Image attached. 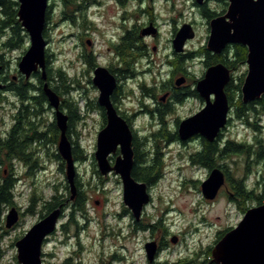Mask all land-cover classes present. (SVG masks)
<instances>
[{
  "label": "rangeland",
  "instance_id": "obj_1",
  "mask_svg": "<svg viewBox=\"0 0 264 264\" xmlns=\"http://www.w3.org/2000/svg\"><path fill=\"white\" fill-rule=\"evenodd\" d=\"M192 2L193 0L147 1L143 9H149L159 25L156 39H147V43L156 47L155 51L149 50V58L154 62H151V67L147 66L146 60L144 67H132L135 80L130 83L134 86L136 95L135 97L133 95L134 100L131 99V103L124 104V110L133 113L140 108L141 105H136L137 96H145L146 91L140 90L139 84L145 82L150 88L155 86V92L160 100L165 97L171 81L176 85L177 79L184 78L180 86L192 91L197 81L203 77L207 69L206 64L201 61L205 60L203 54L185 60L182 64L176 62L177 67L170 64L177 61L174 59L172 40L184 22H193L196 31L195 37L186 42L187 49L198 52L203 46L206 47L211 19L201 15ZM50 3L52 8L45 29V38L48 40L46 53L54 69L61 67L67 77L68 92L59 95L60 99L74 97L77 101V113L81 120L75 122L72 127L71 140L78 142L87 153L88 159L77 162L76 169L90 199L84 216L75 214L77 225L70 223V211L65 210L68 214V219L66 215L62 220L65 226H59L53 239L43 245V264H59L68 256L80 264H100L102 259L111 260L114 254L120 258L119 264H148L144 245L146 241L160 237L167 239L168 242L167 248L160 253L162 261L213 264L212 250L219 239V234L237 226L247 209L257 205V201L234 197L227 182L214 199L205 198L201 184L209 176L210 170L195 162L192 163L189 158L190 154H194L202 146L201 137L184 143L171 136V140L168 141L170 137L168 132L175 134L180 121L198 112L205 105L204 100L189 94L179 103H168L167 99L160 100L164 102L161 105V112L154 116L140 113L131 121L142 149L147 152L159 148V152L162 153L160 158H163L165 164L161 171L163 177L150 187L151 201L145 205L142 218L138 221L142 227L132 230L130 224L135 222V219L125 211L123 185L119 176L114 173L102 176L95 172L96 167L92 164L98 133L106 122L92 105V101H96L99 95L89 82L92 71L84 58L78 56L75 35L78 28L73 16L75 6L66 8L60 0H52ZM208 8L217 13H224L228 6L222 1L212 0ZM146 15L147 13L141 16L139 22L145 21ZM130 19L131 23H134L132 20L134 18ZM111 21L113 19H109L108 22L100 21L101 24H98L100 27L96 28L100 33L86 37L84 35L85 39H96L100 42L102 31L105 30V35L109 34L108 29L112 28ZM2 39L1 36L0 54H3L7 61L3 75L7 78L18 76V63L29 48L30 39L28 37L26 44L15 50H3ZM180 67L188 73L186 74ZM246 74L247 65L238 67L233 71L234 82L237 83L240 76L244 75L245 78ZM49 82L50 86L61 83L56 78ZM144 99L148 104L149 101ZM17 103L18 99L12 94L0 96V135L5 134L12 126L14 104ZM44 107L43 119L49 124L54 121L53 110L48 104ZM248 122L234 115L231 110L220 141L235 139L249 147L237 152L229 150L223 153V159L219 160V164L232 176L244 178L250 189H258L257 182L264 175V116L257 121L252 115ZM50 137L48 135V138ZM52 144L54 145L50 149L49 157L46 150H41L40 154L34 156L35 163L13 162V175L17 179L16 182L20 183L16 185L15 205L21 206L25 214L22 215L21 224H18V220L13 227L8 228L6 217L15 205L6 208L4 228L0 230V264H20L17 260L16 242L40 220L47 200L56 194H64V199L70 200V189H66L68 183L65 166L62 165V160L53 154L58 153V144ZM47 145L45 142L42 147ZM224 146L222 145V148ZM1 169L5 170V174L11 171L8 163L2 165L1 162L0 173ZM33 193L35 198L32 202ZM67 233L70 239L64 242ZM174 236L178 238L176 243L172 241Z\"/></svg>",
  "mask_w": 264,
  "mask_h": 264
},
{
  "label": "water",
  "instance_id": "obj_2",
  "mask_svg": "<svg viewBox=\"0 0 264 264\" xmlns=\"http://www.w3.org/2000/svg\"><path fill=\"white\" fill-rule=\"evenodd\" d=\"M205 0H196L202 5ZM224 14L215 16L209 22L210 34L206 48L216 54L234 44L247 46V74L242 84V99L245 103L256 101L264 95V0H228ZM18 18L30 39V46L18 63V71L26 79L36 72L44 81L43 89L49 105L55 111V121L60 130L58 151L65 162L66 181L71 196L77 193V166L72 153V143L68 138V115L61 109V99L50 86L47 77V46L44 31L47 23L49 0H18ZM156 33L148 27L143 34ZM196 31L191 23H184L173 39L175 53H182L185 44L193 39ZM4 66L0 62V90L5 87L1 81ZM233 78L232 70L220 62L208 67L196 83V90L205 105L195 114L182 119L177 126L178 137L186 142L194 137L215 141L227 126L231 105L226 91ZM184 78L177 79L181 85ZM93 83L99 89L98 102L106 108L107 121L97 137L95 159L101 175L115 172L121 177L123 201L139 219L151 195L148 185L132 175L134 166L133 131L128 122L121 117L111 102V94L117 86L115 76L108 68L99 66L94 71ZM165 97H163L164 99ZM120 147L121 155L114 165L108 156ZM226 182L225 172L213 168L201 184L202 193L207 199H214ZM99 203V202H97ZM62 209H54L38 220L25 235L17 240V260L20 264H43V245L45 239L57 229ZM19 220V212L14 206L6 217V227H13ZM176 243L178 238L174 236ZM149 264L155 262L158 252L156 241L145 244ZM212 261L216 264H264V203L250 207L237 226L228 230L215 244Z\"/></svg>",
  "mask_w": 264,
  "mask_h": 264
},
{
  "label": "trees",
  "instance_id": "obj_3",
  "mask_svg": "<svg viewBox=\"0 0 264 264\" xmlns=\"http://www.w3.org/2000/svg\"><path fill=\"white\" fill-rule=\"evenodd\" d=\"M19 5L20 4L18 0H0V37H3L1 41L3 50L18 49L24 46L28 41V33L18 18ZM71 5L72 3L69 0H66L64 3L66 8ZM202 14L206 18L212 19L217 16L218 13L210 10L207 6H204L202 9ZM201 54H203V57L205 58L204 62L206 66H211L222 62L233 72L238 69V67L246 64L248 48L242 44H234L232 46H227L222 53L216 54L210 52L205 46H203L198 52L191 51L188 57L193 58L194 56L197 57ZM0 62L4 66L5 72L7 61L5 60L3 54H0ZM50 62L51 60L47 55L46 71L48 81H52L55 78L60 80V84L51 85L53 90H55L58 95L67 93L68 85L66 84L67 77L65 73L61 67L54 69ZM244 75L239 77L237 83L234 82V78H232L226 87L231 109L234 115L244 118L247 122L249 117L252 115H254L258 121L264 116V95L256 101L245 103L242 99L241 91ZM1 79L4 83L11 81L7 84L6 90H11L15 93L18 103L14 104L15 113L13 114L14 121L12 126L5 134H1L0 136V159L2 165L8 163L11 169L9 174H5L4 169H1L0 173V230L4 228L3 225L6 208L15 205L14 199L15 190L17 188V179L13 175V162H16L17 160H23L26 162L35 163L33 159L35 154H38L36 144L40 143L44 145L45 142L48 144H58L60 139V130L56 124V121L54 120L51 123L46 124V121L43 119L44 106L48 104V98L44 92V89L42 88L44 81L40 75V72L34 73L30 80L26 79L20 73L17 76V80H15L14 77L7 78L5 75H3ZM38 85H40V87H37ZM189 96L199 97V94L196 89H194L189 93ZM63 106L66 107V112L69 117L67 135L73 146V157L76 162L84 161L87 159V153H85L84 149L80 147L78 142H73L71 140V129L75 122L81 120V117L77 113V101L74 97H68L67 99H64ZM168 133L170 135L168 141L171 140V136L179 139L177 132L175 134H172L171 132ZM222 134L223 133L221 132L219 137L212 142L205 138H200L203 148L201 151L194 152L193 161L200 166L207 167L209 170H212L215 167L221 168L226 174V182L228 183L230 190L233 192L232 194H234V197H241L243 200L245 198L255 200L257 201V205L264 203V175L262 179L257 182L258 189H250L249 186L246 185L244 178H236L232 176L224 166L219 164V153L223 151V153H225L229 150L230 152H237L240 151V149L249 147V145L246 143L239 142L235 139H228L224 142H221L220 139ZM48 135L51 137L48 138ZM145 142L147 143L146 138ZM140 145L141 143L137 140V138H135L134 146L138 154V161L132 170V174L137 180L145 181L151 184L157 183L163 177L161 171L165 165L163 158H160L161 152H159V148H153V150L156 152L153 154L154 157L151 158V161H148L147 156L151 150L145 152ZM222 145H225L224 148H222ZM57 156L62 160L63 166H65V162L60 156L59 152L57 153ZM76 185L77 193L74 204L71 207L68 205H63V210L70 211L69 221L73 225H77V221L74 218L75 214L83 216L85 213V198L88 196V192L86 190L81 191L78 188L77 180ZM66 189H69L68 185H66ZM33 195L31 197L32 202L34 201L35 193H33ZM64 197V194L53 195L50 200H47L45 206L46 209L49 211L56 209L60 206L63 201L61 199ZM62 226L63 225H61V227ZM225 233L226 232H221L218 238L220 239ZM108 261L112 262L113 260L111 258V260L109 259ZM73 262V257L67 259V263L70 264ZM187 263L188 261L183 262V264ZM211 263L216 264L212 260Z\"/></svg>",
  "mask_w": 264,
  "mask_h": 264
},
{
  "label": "flooded vegetation",
  "instance_id": "obj_4",
  "mask_svg": "<svg viewBox=\"0 0 264 264\" xmlns=\"http://www.w3.org/2000/svg\"><path fill=\"white\" fill-rule=\"evenodd\" d=\"M60 1L64 5L66 0H60ZM69 1L72 3V5L75 6L73 16L75 17V23H76L77 28H78V32L75 34L77 36V47L79 49L78 56H79V58H84V61L86 62L87 66H89L88 68H90V70L92 71V74H90L91 78L89 80V82L92 84V87L96 90V92H98V94H100L99 89L93 83L94 71L99 66H103V67L108 68V70L116 78L117 86L114 89L113 93L111 94V102H112L113 106L115 107L117 113L128 122L129 126L131 127V129L133 131V135H134V138H133V151H134L133 169H134L135 164L138 161V154H137L135 146H134V140H135V138H137V135L134 131V128L132 127L131 121L140 113H145V114H149L151 116H154L156 113L161 112V105H163V103H164V102L162 103L161 101H165L167 99L168 103H170V102L179 103V102L183 101L184 96L188 95L191 92V90L188 91L187 90L188 88L178 86L177 84L175 85L174 82L171 81L170 85L168 87V90L165 92V94H166L165 98L163 99V97H162L160 99L161 100L160 101L156 92H155V86L150 88L144 82L142 84H139V89L142 91H146V95L143 97L137 96L138 100L136 101V105L137 104L141 105L140 108L138 110H135L133 113H130L126 109L124 110V107H123L124 104L131 103L132 101H130V100L133 98V95H134V97L136 95L134 86L130 83V82H134V80H135L134 79L135 78L134 77L135 72L133 70L134 68H132V67H135V68L136 67H144L145 60L148 61L147 66L151 67V62L152 63L154 62V61H151L149 58V56H150L149 50L155 51L156 47L154 48L155 45L153 46V44L147 43V39H152V40L156 39L157 35L159 34V25L156 23V19H155V16L153 15V13L149 9H143L145 7L147 1H151V0H69ZM210 1H212V0H205L202 5L197 4L196 0H193L192 3H193V6L194 7L196 6L197 9L200 11V14L203 15L202 14L203 7L204 6L208 7ZM217 1H222L227 6L229 5L228 0H217ZM50 2H52V0H49V6H48V11H47V21L49 19V14H50L51 8H52V4ZM146 13H147V15H146L147 19L143 22H139L140 21L139 19L141 18V16H144ZM224 13L223 12L218 13L217 16L224 14ZM131 17L134 18V19H132V20H134V23H131V21H130ZM108 18L113 19V21H111L112 28L108 29V31H110L109 34L105 35V30L102 31L100 42H98V40H96V39L95 40L94 39H85L86 36H92L91 34H96L97 32H99V31H97L98 29H96V28L100 27L98 24H101L100 21H103V22L107 21L108 22V20H109ZM190 23H192L194 26L193 22H190ZM148 25L151 28L156 29V33H154V34H143L144 29L148 28L147 27ZM46 26H47V23H46ZM44 35H45V31H44ZM84 35H85V37H84ZM229 46H232V45H229ZM87 50L89 52H87ZM173 52H174V50H173ZM190 52L191 51L189 49H187V44H186L184 52H182V53H175L174 52V54H175L174 59L177 61H173V64L172 63H170V64L173 67H177L175 65L176 62L179 61V63L182 64L183 61L190 59L188 57ZM178 57H179V60L177 59ZM201 61L203 63H205L204 62L205 60L201 59ZM182 67H184V66H182ZM208 67H210V66H207V68ZM181 70L184 71L185 69L181 68ZM142 72H145V71H142ZM187 73L188 72L186 71V74ZM13 77L15 80H17V76H13ZM1 81L3 82L2 79H1ZM10 82L11 81L4 83L5 87L2 90H0V96L2 94H5V95L6 94L7 95L12 94L14 97H16V95L13 91L6 90L7 84ZM37 87H40V85H38ZM128 87L130 89L126 90V88H128ZM42 88H43V86H42ZM195 89H196V86H195ZM142 93H145V92H142ZM98 97H99V95H98ZM98 97H97L96 101H92V105H94L96 107V110L99 111V113L102 115V117L104 119V122H106L107 121L106 108L99 104ZM144 98H146L150 104L145 103ZM132 100H134V99H132ZM63 101H64V99H61V109L67 114L66 107L63 106ZM48 105H49V103H48ZM44 109H45V107H44ZM50 109L53 110L54 120H55V111L51 106H50ZM195 138H200V137L196 136ZM186 142H188V141H186ZM186 142H184V143H186ZM53 145L54 144H52V145L48 144L47 146L42 147L43 144H40V143L36 144L37 153L40 154L41 150L42 151L46 150L47 156L49 157L50 149ZM140 146H142V144ZM202 148H203V146H201L200 149L196 150L195 152L201 151ZM223 152L218 154V161L220 159H223ZM117 153H119V154H117ZM53 154H56V156H57V153H53ZM153 154H155V151L151 150L147 156L148 161H151V158L154 157ZM113 155H116V157L114 158ZM120 155H121V149H120V147H118L115 152H112L108 156V159L112 165L115 164L116 159ZM93 158H94V161L92 162V164L94 165V167H96L95 172H97L98 174L101 175V173L98 170L97 161L95 159V152H94ZM189 158H190L191 162L194 163L193 153L190 154ZM87 159H88V157H87ZM86 160H84V161H86ZM17 161L21 164L28 163V162L23 161V160H17ZM80 162H82V161H78V163H80ZM0 164H1V159H0ZM203 167L206 168L207 170H209L207 167H205V166H203ZM112 173L116 174L115 172H111L109 174H112ZM116 175H118V174H116ZM102 176H107V175H102ZM119 178L121 180L120 176H119ZM76 180L78 182V188L81 191L86 190L84 188L85 184L80 181L79 172H77ZM19 181H21V180H19ZM138 181H140V180H138ZM121 182H122V180H121ZM142 182H145V181H142ZM145 183H147V182H145ZM18 184H20V183L16 182V185H18ZM147 185H148V191H149L150 187L153 184L147 183ZM150 195H151V193H150ZM89 199H90V195L86 196V198H85L86 205L88 204ZM61 200H63V201L59 207L62 209V214H61V218H60V223H59V225H57V228L61 225H63L62 227L65 226L64 223L62 222V220L64 217H66V215H67V219H68V214H66V211L63 210V205H68L69 207H71L74 204L75 198L70 199L71 201L69 199L65 200L64 198H62ZM124 205H125L124 208H125V211L127 212V214L132 215V217H134L132 210L125 203H124ZM15 206L19 212L18 224H21L22 219H23L22 215L25 214V211L22 209L21 206H19V205H15ZM50 212L51 211H49L48 209H46V207H44V213L41 214L40 219L43 218L44 216H46L47 214H49ZM142 213H143V211H142ZM140 218H142V217H140ZM140 218L136 219L134 217L135 222L130 224V228L132 230H136L138 227H142V225L138 222L140 220ZM56 232H57V229L45 239L44 244L47 243L49 240H52L53 237L56 235ZM69 239H70V235H69V233H67V235L65 236L64 242H67ZM166 240L167 239H164L161 237L159 239L151 240V241H156L158 244V252H157V255L155 257V262L153 264H179L178 261L171 262L169 260L162 261L160 259L161 251L165 250L168 246V242ZM147 242H149V241H146V243ZM144 251L146 253L145 245H144ZM111 257L113 260L112 262H109L108 260L106 261V260L102 259L100 264H108V263L109 264H117L120 258H118L116 254H114ZM68 258H71V256L64 258L59 264H69V263H67ZM70 264H80V263L76 262V260H75L73 263H70ZM148 264H149V262H148Z\"/></svg>",
  "mask_w": 264,
  "mask_h": 264
}]
</instances>
